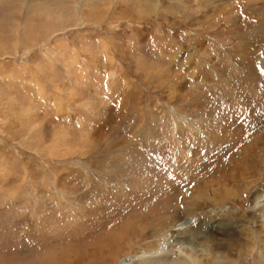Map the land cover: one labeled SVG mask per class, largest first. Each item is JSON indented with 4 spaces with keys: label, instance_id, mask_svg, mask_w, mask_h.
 <instances>
[{
    "label": "rangeland",
    "instance_id": "rangeland-1",
    "mask_svg": "<svg viewBox=\"0 0 264 264\" xmlns=\"http://www.w3.org/2000/svg\"><path fill=\"white\" fill-rule=\"evenodd\" d=\"M0 264H264V0H0Z\"/></svg>",
    "mask_w": 264,
    "mask_h": 264
},
{
    "label": "bare ground",
    "instance_id": "bare-ground-1",
    "mask_svg": "<svg viewBox=\"0 0 264 264\" xmlns=\"http://www.w3.org/2000/svg\"><path fill=\"white\" fill-rule=\"evenodd\" d=\"M191 262H193V261H191Z\"/></svg>",
    "mask_w": 264,
    "mask_h": 264
}]
</instances>
